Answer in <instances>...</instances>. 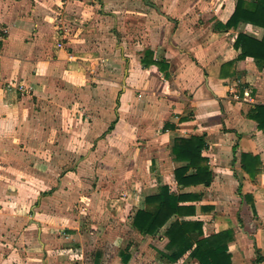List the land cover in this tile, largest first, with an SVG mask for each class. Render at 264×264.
I'll use <instances>...</instances> for the list:
<instances>
[{"label":"crops","instance_id":"1","mask_svg":"<svg viewBox=\"0 0 264 264\" xmlns=\"http://www.w3.org/2000/svg\"><path fill=\"white\" fill-rule=\"evenodd\" d=\"M236 1L0 0V264H198L188 253L168 262L166 227L155 236L131 227L161 187L200 196L180 204L195 213L178 219L201 222L203 237L231 230L232 264H264V132L247 118L264 106V69L234 48L239 34L261 40L264 30L222 29ZM146 51L166 77L143 68ZM191 137L204 143L208 187L175 179L186 163L173 142ZM242 155L252 168L259 161L260 174L244 171ZM110 157L111 189L124 196L114 206L133 236L160 245L120 251L118 231L95 228L113 246L88 262L87 247L65 245L83 239L69 209L86 199L106 205L85 176L102 174Z\"/></svg>","mask_w":264,"mask_h":264},{"label":"trees","instance_id":"2","mask_svg":"<svg viewBox=\"0 0 264 264\" xmlns=\"http://www.w3.org/2000/svg\"><path fill=\"white\" fill-rule=\"evenodd\" d=\"M240 23L264 30V0H237L232 16L222 29H233ZM234 48L240 52L238 59L252 58L259 68L264 69V36L261 40H256L245 34H239ZM152 57L153 53L145 52L141 60L143 68L157 66L166 77L165 65L154 61ZM247 118L257 122L258 128L264 132V106L253 107L247 114ZM111 128L112 125L109 129ZM203 149L204 143L198 137L174 140L172 152L175 160L186 163L184 167L175 171L178 184L183 187L191 184H202L205 187L210 185L212 174L207 160L201 156ZM253 161L257 169L251 167L247 156H241L242 167L251 178L261 172L259 161L257 159ZM190 169L194 172L187 175ZM199 197V195L189 194L176 195L167 187H161L156 195L144 199V207L134 213L131 227L141 236H155L166 227L164 235L168 239L166 250L169 252L166 259L170 263L177 262L188 253V257L198 264H232L231 255L228 253V243L233 239L231 230L203 237L201 222L178 219V217L193 216L195 213L193 206L180 204L199 199ZM121 256L123 263H127L129 257L122 253Z\"/></svg>","mask_w":264,"mask_h":264},{"label":"rangeland","instance_id":"3","mask_svg":"<svg viewBox=\"0 0 264 264\" xmlns=\"http://www.w3.org/2000/svg\"><path fill=\"white\" fill-rule=\"evenodd\" d=\"M104 160L105 162L102 165L103 166L102 174L100 173L95 174L94 171L91 172L89 169L85 177L87 180L86 185L88 188V193L92 192L93 190L91 189H95V187L98 185L102 187L104 191V193H102V197H103L102 199L104 200V204L106 205L102 207L92 205L89 199H86L84 201L79 200V201H76V203L73 202L72 207H70L71 209L69 210L71 213H74L75 217H77L75 218L74 216L71 215V217L76 219L77 221V224L79 226L78 231L80 233L83 231V235L81 234L83 239L81 240V242H74V240H71L70 242H66L65 245L68 247H78V248L82 245L85 247V249L87 247L86 252L82 254L84 256V259H86V261L91 262V260L93 261L94 259L96 251H99L101 248L103 249V248L113 246L112 239L110 238L100 237V236L96 238L95 228L99 229L97 230L98 232L108 231L109 230L108 228H113L114 231H118V234L120 236L117 239H113L114 240L113 242L117 244L120 251H123L125 247H127V245H133L134 249H137L139 247L140 249H137V251H140L141 249L143 251L145 248L147 250L151 248L152 250L153 249L157 250V247L160 245L159 244L160 241H158L157 238L142 239L139 236H133V233H131V231L127 227L128 222L125 220V217H123L124 219L121 218V216H123L124 214L126 215L127 212L123 211V208L121 207L120 204H116V206L114 205L118 199L117 196L118 197L121 196L120 199H122V197L124 196H122L121 193L118 194L119 191H116L115 189L114 190L111 189L112 182L114 180L117 181L118 178L117 179L114 178L112 172L110 171L111 168H109V164L112 165L111 163H113L111 162L112 161L111 157L104 159ZM94 163L95 161L93 162V164ZM125 166H126V163H125ZM122 176L127 177L126 174H123ZM83 191L84 190L76 191V192L78 194L80 193L83 194ZM75 197H78V195H75ZM75 197L73 199H75ZM60 199H63V198H60ZM112 201L114 202V204H112ZM83 209H86L85 214H80V212ZM30 213L31 211H29V214ZM65 225H68V224H65ZM62 229L63 231H60V233L64 234L62 232L67 230V226H64ZM150 252H151V255L154 256V258L159 259V254L157 253L155 254L152 251ZM146 260L153 261V257L149 256L146 258ZM145 264H148V263L145 262Z\"/></svg>","mask_w":264,"mask_h":264}]
</instances>
